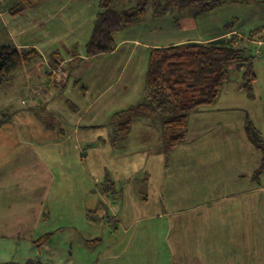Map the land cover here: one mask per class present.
<instances>
[{
  "label": "crops",
  "instance_id": "obj_1",
  "mask_svg": "<svg viewBox=\"0 0 264 264\" xmlns=\"http://www.w3.org/2000/svg\"><path fill=\"white\" fill-rule=\"evenodd\" d=\"M51 1V8H71V0ZM259 1L262 0H258V3ZM57 3L60 7L56 6ZM61 9L59 12L55 11L57 20L50 26L52 32H48L49 36L42 38L43 31H40L38 38L31 39L30 29L20 30L28 38L19 48L33 47L40 56L33 61L36 67L32 66L27 70V78L45 77L49 87L58 89L59 97L49 95L45 99V105L48 117H62V122L60 120L58 126L52 124L53 128L48 130L44 127L36 129L37 126L34 132L31 131L30 142L23 141V133L17 128H9L12 130L9 139L5 143L0 142V264H18L25 260L29 263L33 261L29 255L36 254L40 245L49 241V238H45L50 233V229L46 228L49 219L44 216V212L49 210L46 199L52 190L53 175L38 147L48 144L63 146L72 140V135H79V126H95L99 115H103L104 119V116H112L139 102L141 95L145 94L144 64L147 65L149 48L186 41H209L224 36H243L253 30L244 33L240 26L235 25L225 29L226 22L222 30L211 32L208 29L210 25H207L209 21L206 24L199 20L202 14L212 12L211 10L187 13L177 19V24H173L171 20L164 21L162 16H146L143 18L144 23H141L142 20L139 22L141 25L115 33L114 50L91 57L99 60L91 75L97 77L99 82H108V87L113 86L114 82L117 85L108 94L107 88L98 90L97 95L92 98L81 77L66 73L77 68L74 65L75 58L89 59L85 52L80 54L75 51L77 35H81V32L78 33L79 22L72 21L80 11L63 13ZM257 10L262 11L261 7H257L252 11V16H248V20L259 18ZM24 12L25 10L22 11ZM33 23L40 26L42 20L34 17ZM263 23L257 27L264 30ZM171 28L175 31L169 33ZM33 29L35 30L34 27ZM90 32L91 25L88 24L83 34V43L87 41ZM261 33L256 41L249 43L257 48L255 55L252 54L255 73L253 97L249 98L242 89V72L246 65L233 64L214 103L191 110L187 117L184 139L174 147H165L168 157L170 156V169L164 173L161 171L156 177L160 208L156 214L149 216H155L159 221V242L163 243L164 248L169 247L168 259L171 264H264V169L258 177H254L263 154L249 141L245 132V124L249 121L264 142V35ZM169 34L173 35L170 37L172 42L167 41ZM61 37H69L68 40L61 41L67 51L65 57L53 48L55 39ZM42 39L45 44L50 43L46 52L40 42ZM50 65L60 67V73L50 75ZM42 66L47 68L44 73ZM56 69L59 71V68ZM138 73L143 77H139ZM133 77L138 86L129 90L128 83ZM50 79H54V82L48 84ZM23 90L26 92L24 97H28V100H21L23 106L18 107V111L32 113L34 107L39 106L36 103V99L40 98L39 87L35 88L36 95L34 90ZM63 94L65 99H61ZM32 95L34 97L31 98ZM10 108L7 105L0 106L1 118L6 113L11 115H8L9 118L0 126V130L2 127L8 128L6 125L14 117L19 121L26 120L25 117L19 119L15 116L16 111L11 104ZM136 122H141L140 129ZM151 126H155L154 119L135 117L127 135L118 133L124 140L143 137L145 145L152 137L151 131L147 132ZM135 130L139 132L134 135ZM41 132L52 137L47 141H38L42 139ZM85 142H80L76 137L74 148ZM95 180L96 177L89 181L90 194L94 196L95 202L90 209L98 211L103 217L104 203L109 202L101 196L102 193L95 190ZM87 190L86 195L89 194ZM72 193L73 191H67L69 195ZM133 199L121 198L120 203L115 202L116 208L121 211V217L113 222L117 223L113 235L120 229V234L126 236L123 239L125 245L133 242L136 237L128 234L132 224L128 214L122 215V211L128 210L127 204H130L129 208L134 205ZM144 200L142 204L146 208L149 198ZM83 209L87 213L89 208ZM123 217L127 218L123 220ZM94 223L98 224L96 220ZM128 224V228H124ZM151 231V237H154L157 231ZM73 237L79 235L74 233ZM95 238L98 239H91ZM164 248L160 249L159 246L158 251H163Z\"/></svg>",
  "mask_w": 264,
  "mask_h": 264
},
{
  "label": "rangeland",
  "instance_id": "obj_2",
  "mask_svg": "<svg viewBox=\"0 0 264 264\" xmlns=\"http://www.w3.org/2000/svg\"><path fill=\"white\" fill-rule=\"evenodd\" d=\"M71 1L70 10L72 12L80 11L72 23L79 22L80 24L78 33L81 32V35H77L78 42L76 43L75 51L81 54L85 52L86 43L82 42L83 34L88 24L91 25L92 29L98 0ZM255 1L257 4H252ZM17 2L18 0H0V45L22 46L28 36L20 33L21 28L30 29L29 36L31 39L32 37L38 38L40 31H43L42 38L49 36L48 32H52L50 26L57 20L55 11L59 12L61 8H51L50 5H53L51 0H33L24 9V13L10 14L9 9ZM122 2L116 0L115 7L122 10L126 9L131 4H134L135 0ZM259 2L258 0H246L243 3L227 2L218 6L216 10H211L212 12L202 14L199 20L206 24L209 21L207 25H210L208 29L211 32H215L217 29L222 30V26L226 22H234L235 26H240V29L246 33L264 22V0ZM56 6L60 7L59 3ZM257 7L262 9V11L257 10L259 18L248 20V16H252V11L256 10ZM61 10L63 13L70 11L67 8ZM196 10L197 7L179 8L172 6L169 13L162 15V19L164 21L171 20L173 24H177L179 17L187 13L192 14ZM150 13L151 8L148 7L146 16L149 17ZM34 17L42 20L40 26L33 23ZM142 21L141 23H144L145 20L142 19ZM141 23L135 25H141ZM174 31L173 28L168 30L169 33ZM261 34L264 35V30H262ZM167 37L168 42L173 41L170 38L173 35L169 34ZM65 39L68 40L69 37L56 38L53 45V48L58 50L64 57L67 55V51L62 46L61 41ZM40 42L43 45L44 52H46L50 47V43L45 44L44 39L40 40ZM246 44L249 45V43ZM248 47L249 54L255 55L257 48H254L253 44ZM37 58H40V56L33 58L29 64H23L10 75L8 81L0 84V106L7 105L10 108L11 104L13 110L16 111V117L19 119L21 117L26 118L24 121H19L14 117V120L6 125L8 128H1L0 142L2 143L9 139V133L12 132L11 129L13 128H17L20 133H23L24 142H30L31 135L37 126L36 129H43L42 127H44V129L48 130L53 128V125L58 126L60 120L62 122V117H48L45 105V99L49 95L54 94L59 97L58 89L54 86L49 87L45 77L40 76L39 79L35 77L27 78V70L32 66L36 67L33 61ZM98 61L97 58L91 57L88 60L75 58L74 65L77 68L73 72L71 69V73L66 71L67 74H70L69 76L82 78L86 88H88V92L92 94V98L97 95L98 90L107 88L108 94L117 88L115 82L113 86L108 87V82H99L97 77L94 78L91 75L95 71ZM145 66L146 64H144V69ZM56 68H59L56 73H60V67L50 65L48 67L49 74H55L53 70ZM41 70L44 73L47 68L42 66ZM138 75L139 77L142 76L139 73ZM52 82H54V79H50L48 84ZM128 84L129 90L138 86V82L134 77L130 79ZM36 86L39 87L40 93V98L36 99V103L39 106L34 107L32 113L18 111V107L23 106L21 100H28V97H24L26 92L23 89L34 90L36 95ZM65 93L67 94L66 91ZM64 95L61 99L64 98ZM143 96L144 93L141 95V99ZM32 97L34 96L32 95ZM67 105L70 106V103H67ZM8 115L10 113H6L3 116ZM114 115L115 113L112 116H104V119L103 115H99L95 126H79V130H77L79 135H72V140L67 141L63 146L48 144L38 147L40 155L47 160L53 175L52 190L46 199L49 210L44 212V216L49 219L46 228L50 229V233L45 237L49 238V241L40 245L36 254L29 255L31 260L36 262L30 264H171L168 259L170 256L169 247L164 248L163 243L159 242V221L155 216H149L150 214H156L160 208L156 177L161 171L164 173L167 169H170L168 164L170 156L168 157L163 143V130L156 119L155 126H151L147 130V132L151 131L152 137L145 145L143 137L124 140L118 133V125L113 119ZM135 124L139 129L142 127L141 122H136ZM137 132L139 131L135 130L134 135ZM54 133L55 131L52 134L53 136ZM40 134L42 139L38 141H47L52 137L46 132L45 134L42 132ZM76 137L79 138L80 142H86L75 149L74 142H76ZM95 177V190L99 194L102 193L101 196L107 198L109 202V204L104 203L103 217L98 211L94 212L90 209L94 207L95 202L94 196L92 197L90 194L91 184L89 181ZM135 188L136 190H133ZM68 190L73 191L72 195L67 194ZM86 190L89 193L87 195L85 194ZM121 198L130 200L134 198V205L132 204V207L129 208L130 204H125L128 210L122 211V215L124 213L128 214L129 221L132 223H130V226L129 224L125 225L124 228L129 226L128 234L136 236L133 242L126 243V245L123 240L126 236L120 234V229L116 231V235H113L117 228V223L113 224V222H116L121 217V211L116 208L115 202L117 204L120 203L121 200L119 199ZM145 198H149L146 208L142 204ZM100 201L101 199L98 200V203ZM99 206L100 204H98V208ZM83 208H89L87 213H85ZM126 218L123 217V220ZM95 220L98 224L94 223ZM152 229L157 231L154 237H151ZM161 230H164L163 226ZM74 233L79 235V237H73ZM94 237L98 239H91ZM159 246L160 249L164 248V250L158 251ZM98 248L101 249L97 252ZM26 262L25 260L18 264H28Z\"/></svg>",
  "mask_w": 264,
  "mask_h": 264
},
{
  "label": "trees",
  "instance_id": "obj_3",
  "mask_svg": "<svg viewBox=\"0 0 264 264\" xmlns=\"http://www.w3.org/2000/svg\"><path fill=\"white\" fill-rule=\"evenodd\" d=\"M33 0H18L10 9V14L22 12ZM116 0H98L97 11L90 35L85 43V56L93 57L115 49V33L139 23L151 8L152 17L170 12L172 6L179 8L197 7V12L213 10L231 2L246 0H135L126 9H117ZM125 2L126 0H118ZM122 2V3H123ZM234 22L224 25L232 28ZM262 28L257 27L242 37L236 35L219 37L206 42L187 41L167 46L151 47L148 50L144 74L145 94L132 107L115 113L114 121L122 135L129 133L133 118H152L159 121L163 130L166 148L174 147L185 136L187 117L191 110L210 105L216 100L227 80L229 68L233 64H245L242 72V89L249 98L253 97L252 84L254 56L249 54V45L256 41ZM39 56L33 47L19 48L14 45H0V84L9 80L10 75L23 64ZM11 116V115H9ZM0 118V126L9 118ZM249 141L263 157L254 177L264 169V142L249 121L245 124ZM49 235L46 234L45 237ZM30 263H36L30 261Z\"/></svg>",
  "mask_w": 264,
  "mask_h": 264
},
{
  "label": "built area",
  "instance_id": "obj_4",
  "mask_svg": "<svg viewBox=\"0 0 264 264\" xmlns=\"http://www.w3.org/2000/svg\"><path fill=\"white\" fill-rule=\"evenodd\" d=\"M53 71L56 73V72H58V69H54Z\"/></svg>",
  "mask_w": 264,
  "mask_h": 264
}]
</instances>
